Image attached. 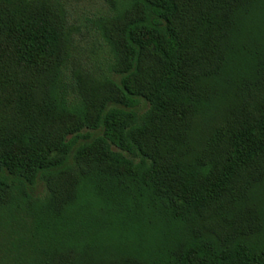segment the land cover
<instances>
[{"label": "trees", "instance_id": "1", "mask_svg": "<svg viewBox=\"0 0 264 264\" xmlns=\"http://www.w3.org/2000/svg\"><path fill=\"white\" fill-rule=\"evenodd\" d=\"M250 1L129 0L104 20L110 72L74 73L82 98L75 106L59 85L61 6L0 0L2 213L40 180L47 190L40 212L61 218L89 183L115 211L136 215L151 204L192 238L169 256L113 264H264V212L247 199L264 182L262 55L250 61L223 124L196 150L186 142L216 96L204 80L221 73L231 23ZM140 99L149 105L141 119L132 111Z\"/></svg>", "mask_w": 264, "mask_h": 264}, {"label": "rangeland", "instance_id": "2", "mask_svg": "<svg viewBox=\"0 0 264 264\" xmlns=\"http://www.w3.org/2000/svg\"><path fill=\"white\" fill-rule=\"evenodd\" d=\"M55 1L65 15L66 55L59 85L69 103L79 106L82 98L73 85L74 73L95 76L110 72L113 59L103 37L104 20L121 12L129 0H113V6L112 0ZM224 46L221 73L204 80L216 96L201 108L186 133L187 144L195 150L223 124L227 109L239 96L238 85L250 74L255 54L264 59V0H251L236 14ZM120 78L116 76L114 81L119 83ZM148 109L140 99L132 111L141 119ZM28 187L24 197L18 196V189L14 191L19 201L11 213L0 210V264H56L62 260L113 264L125 258L147 262L154 256H169L192 239L186 224L168 221L151 204H144L136 215L115 211L89 183L80 185L77 200L61 218L40 212L47 197L42 181ZM247 199L264 212V182L252 186ZM29 201L35 203L32 208Z\"/></svg>", "mask_w": 264, "mask_h": 264}]
</instances>
